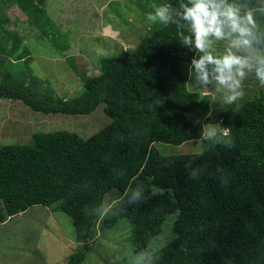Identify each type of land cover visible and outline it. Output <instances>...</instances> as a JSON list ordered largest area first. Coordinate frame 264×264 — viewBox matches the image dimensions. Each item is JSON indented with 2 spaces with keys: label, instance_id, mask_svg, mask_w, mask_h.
Returning a JSON list of instances; mask_svg holds the SVG:
<instances>
[{
  "label": "trees",
  "instance_id": "1",
  "mask_svg": "<svg viewBox=\"0 0 264 264\" xmlns=\"http://www.w3.org/2000/svg\"><path fill=\"white\" fill-rule=\"evenodd\" d=\"M46 1L0 4H16L39 37L65 54L67 33L52 21ZM149 31L130 53L101 57L98 74L78 71L83 90L75 97L41 87L30 74L31 85L7 72L0 76V99L44 114H89L103 103L110 118L86 138L35 131L27 142L0 144V223L30 206L53 205L71 218L80 242L67 263L82 264L96 227L105 231L124 222L130 250L137 252L175 215L173 237L134 264H264V91L235 109L213 112L211 94L187 87L193 53L178 43L174 26L157 23ZM20 46L13 36L12 49ZM15 59L28 61L21 52ZM68 61L77 71L74 58ZM194 118L230 126L234 147L203 142L198 153L161 155L155 142L199 138ZM141 184L142 199L131 202L129 186ZM112 191L118 198L106 203Z\"/></svg>",
  "mask_w": 264,
  "mask_h": 264
},
{
  "label": "rangeland",
  "instance_id": "2",
  "mask_svg": "<svg viewBox=\"0 0 264 264\" xmlns=\"http://www.w3.org/2000/svg\"><path fill=\"white\" fill-rule=\"evenodd\" d=\"M153 3H167V0H47L49 16L68 36L69 48L65 54L49 40L39 37V30L27 21L16 4L1 3L0 76L7 72L31 85V75L43 83L41 87L47 85L59 96H78L83 90L78 71L98 74L101 57L128 54L143 37L149 36L154 24L147 21L146 14L152 11ZM13 36L21 41V48L12 49ZM222 47L217 45L220 50ZM20 52L28 59L26 64L15 59ZM70 56L77 71L69 65ZM187 87L192 90L188 84ZM243 90L244 97L227 109H235L246 98L259 95L264 87L250 75L243 82ZM211 95L213 112L225 110L219 99ZM103 105L99 104L89 114H44L31 110L19 100L1 98L0 144L27 142L35 131L68 130L86 138L110 121ZM155 145L161 155L203 150V143L198 139L177 145L162 142ZM117 198V192L112 191L105 201L111 203ZM174 218L175 215L168 216L161 231L137 252L130 250L129 228L124 222L105 231L96 227V238L82 264H134L173 237L170 228ZM79 243L68 215L55 210L53 205H33L0 223V264H68L69 254Z\"/></svg>",
  "mask_w": 264,
  "mask_h": 264
},
{
  "label": "clouds",
  "instance_id": "3",
  "mask_svg": "<svg viewBox=\"0 0 264 264\" xmlns=\"http://www.w3.org/2000/svg\"><path fill=\"white\" fill-rule=\"evenodd\" d=\"M151 9L147 21L174 26L178 43L193 53L186 83L194 92L213 94L227 110L244 97L243 82L250 75L264 87V0H176L175 6L153 3ZM210 116L211 110L205 114ZM193 124L200 125L199 142L234 147L230 126L199 118ZM144 188L129 186V200L140 201Z\"/></svg>",
  "mask_w": 264,
  "mask_h": 264
}]
</instances>
